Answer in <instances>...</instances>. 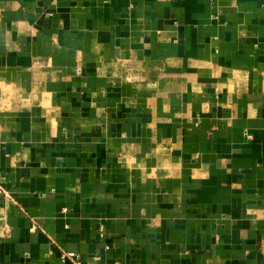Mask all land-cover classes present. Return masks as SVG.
Here are the masks:
<instances>
[{
	"label": "crops",
	"instance_id": "1",
	"mask_svg": "<svg viewBox=\"0 0 264 264\" xmlns=\"http://www.w3.org/2000/svg\"><path fill=\"white\" fill-rule=\"evenodd\" d=\"M264 264V0H0V264Z\"/></svg>",
	"mask_w": 264,
	"mask_h": 264
},
{
	"label": "built area",
	"instance_id": "2",
	"mask_svg": "<svg viewBox=\"0 0 264 264\" xmlns=\"http://www.w3.org/2000/svg\"><path fill=\"white\" fill-rule=\"evenodd\" d=\"M65 256L72 262V264H80L79 257L75 253H67Z\"/></svg>",
	"mask_w": 264,
	"mask_h": 264
}]
</instances>
